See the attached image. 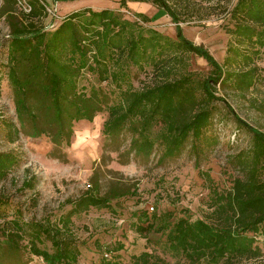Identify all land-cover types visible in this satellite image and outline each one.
<instances>
[{"label":"trees","instance_id":"16d2710c","mask_svg":"<svg viewBox=\"0 0 264 264\" xmlns=\"http://www.w3.org/2000/svg\"><path fill=\"white\" fill-rule=\"evenodd\" d=\"M70 1L75 0H27L30 11L21 10L22 18L17 20V0H2L0 15L6 16L10 30L5 68L15 113L20 120L27 118L29 136L47 137L55 145L69 144L74 123H90L104 110L103 136L127 130L132 133L134 150L144 156L158 141L163 158L174 157L189 144L198 158L200 144L208 140L206 130L212 121L209 106L223 103L233 121L252 136V148L246 154L250 159L243 153L235 157L245 177L235 179L225 194L213 192L212 211L203 219L191 221L176 217L173 211H142L134 214V230L147 244L152 241L150 234L160 235L158 241L164 237V246L186 264H247L264 259V252L256 245V236L264 235V132L242 120L216 95L218 84L245 94L264 81L258 66L264 60V0H116L123 8L128 3L156 7L175 25V39L142 27L140 23L150 22L145 14L137 13L138 21H130L109 9L75 11L55 30L46 32L41 22L47 16L48 2ZM201 11L207 13L205 18L222 17L221 28L227 36L222 65L202 45L183 35L180 24ZM189 55L205 60L212 68L211 76L201 82L194 80L186 72ZM131 67L144 73L149 70V82L134 88ZM87 72L114 90L81 85ZM111 94L114 98L110 102ZM15 164V156L0 152V180ZM33 179H27L23 187L32 189ZM125 194L109 191L100 196L94 185L63 203L70 207L68 212L27 222L28 252L45 264H77L80 244L72 217L89 209H111V202ZM11 223L16 229L2 235L8 247L17 250L26 233L18 220ZM122 249L120 244L102 253L99 264H121L117 256H104ZM130 261L169 264L153 252L133 255Z\"/></svg>","mask_w":264,"mask_h":264},{"label":"rangeland","instance_id":"374dc122","mask_svg":"<svg viewBox=\"0 0 264 264\" xmlns=\"http://www.w3.org/2000/svg\"><path fill=\"white\" fill-rule=\"evenodd\" d=\"M23 7L27 8V0H17L14 13L17 20L22 18L19 12ZM85 8L113 10L130 21H138L137 13L145 14L150 22L140 23L142 27L175 39V25L156 7L128 3L123 8L116 0L48 2L47 16L41 24L46 32H52L63 18ZM194 8L198 9L192 6ZM206 16L205 11L195 13L180 27L188 40L202 45L222 65L227 45V36L221 28L222 17ZM9 32L6 16L0 15V152L16 158L7 177L0 180V264H45L41 258L28 252L27 222L68 212L70 207L63 203L76 199L94 185L100 196L109 191L126 194L112 201L111 209H89L72 217L80 244L77 264H99L102 253L114 250L120 244L122 250L106 253L104 257L117 256L121 264H130L133 255L153 252L169 264H186L164 246V237L158 241L160 235L150 234L152 241L147 244L134 230L137 224L134 214L173 211L176 217H189L191 221L205 218L212 211L213 192L225 194L235 179L245 177L246 172L235 157L243 153L250 159L246 154L252 148L251 134L233 121L223 103L215 102L212 108V104L209 106L212 121L206 130L208 140L200 144L203 146L198 158L193 155L189 144L174 157L163 158V147L158 141L150 154L144 156L134 150L132 133L127 130L116 136H103V123L107 117L104 110L90 123H74L69 144L59 142L55 145L44 136L31 138L27 118L20 120L15 113L13 90L5 68ZM258 66L264 78V60ZM147 72L149 70L144 73L130 68V82L134 88L149 82ZM186 72L201 82L211 76L212 68L205 60L189 55ZM80 83L114 90L97 82L96 76L88 72ZM216 92L242 120L264 132V81L245 94L220 84L216 86ZM113 94L108 96L110 102ZM214 139L216 144L212 143ZM31 177L34 178L33 188L23 187ZM15 219L26 233L17 250L8 247L9 243H5L2 235L4 231L16 229L11 223ZM256 245L264 252V235L256 236ZM46 248L50 249L49 244ZM247 264H264V259Z\"/></svg>","mask_w":264,"mask_h":264},{"label":"built area","instance_id":"2783aa9c","mask_svg":"<svg viewBox=\"0 0 264 264\" xmlns=\"http://www.w3.org/2000/svg\"><path fill=\"white\" fill-rule=\"evenodd\" d=\"M23 10L28 13L30 10H29V7L27 6V8L23 7ZM151 211H152V208H151Z\"/></svg>","mask_w":264,"mask_h":264}]
</instances>
